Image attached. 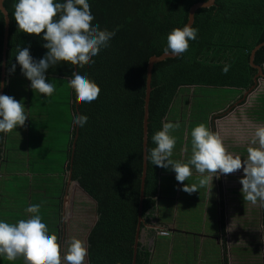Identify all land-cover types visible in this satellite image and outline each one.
<instances>
[{"label": "trees", "instance_id": "16d2710c", "mask_svg": "<svg viewBox=\"0 0 264 264\" xmlns=\"http://www.w3.org/2000/svg\"><path fill=\"white\" fill-rule=\"evenodd\" d=\"M203 1L206 0H89L94 21L102 29L115 30L108 47L92 58L94 63L77 66L100 87L98 97L90 103L77 100L75 90L67 87V80L75 71V66L67 62L46 70V82L50 79L55 85L53 94L46 99L25 80L30 106L29 110L25 108L28 117L17 129L33 122L35 128L44 129L47 115L60 113L59 107L68 105V114H64L68 117L69 136L61 180L72 170V180L78 181L96 201L97 220L87 237L89 264H133L143 171L148 62L150 57L165 53L167 34L173 28L183 27L191 6ZM15 3L16 0L4 1L10 18L5 82V94L10 96L11 78L23 75L18 64L14 72H8L16 63L17 45L28 47L37 60L47 51L36 34L18 29L12 16ZM5 23L0 15V82ZM192 27L198 29V34L189 41L188 50L153 67L148 150L154 147L151 137L161 128V120L174 122L181 114L186 116L176 107V117L173 107L183 89L231 88L241 97L255 84L259 70L251 65L250 56L254 47L264 42V0H215V5L196 11ZM254 63L264 70V46L256 52ZM225 64L229 65L227 73L221 71ZM251 109V116L264 123V95ZM73 114L87 115L86 124L73 125ZM10 135L0 133V165L8 160L10 149L6 143ZM160 176L161 167L147 161L142 228L155 217ZM150 258L151 252L139 244L136 264H150Z\"/></svg>", "mask_w": 264, "mask_h": 264}, {"label": "clouds", "instance_id": "9594fccd", "mask_svg": "<svg viewBox=\"0 0 264 264\" xmlns=\"http://www.w3.org/2000/svg\"><path fill=\"white\" fill-rule=\"evenodd\" d=\"M0 15L5 13L0 12ZM12 16L18 29L36 34L44 41L42 47L47 51L37 60L30 55L28 47L17 45L16 63L8 68V72H14L18 64L23 76L30 81L29 87L44 94L43 99L55 90L50 79L46 82V70L50 66L61 62L73 66H82L86 62L90 65L94 63L92 58L108 47L115 35V30L102 29L94 21L95 13L89 0H16ZM197 34L198 29L191 23L173 28L166 36L165 52L177 56L183 54L189 48V41L195 40ZM228 70V64L221 68L223 73ZM3 86L0 82V87ZM67 87L75 90L76 99L85 103L92 102L100 93L98 84L83 70L72 72ZM26 117L22 100L0 94V133L22 126ZM87 120L85 114H73L71 122L83 127ZM177 127L178 122L161 120V128L151 137L154 147L146 148L147 161L166 170L171 169L177 182L186 181L194 168L201 174L200 187L212 184L214 176L219 178L221 174L242 169L239 183L243 200L264 206V125L255 128L250 141L255 146L247 148V156L242 161L239 155L226 150L216 132L203 123L198 124L191 130L192 154L186 163L171 158L176 143L171 133ZM181 190L191 194L198 190V186L183 184ZM39 209L40 204L29 205L25 211L31 215L15 223L0 219V260L13 261L22 256L25 264H85L88 252L85 242L72 237L66 244L62 243L50 230Z\"/></svg>", "mask_w": 264, "mask_h": 264}, {"label": "crops", "instance_id": "0c3cea01", "mask_svg": "<svg viewBox=\"0 0 264 264\" xmlns=\"http://www.w3.org/2000/svg\"><path fill=\"white\" fill-rule=\"evenodd\" d=\"M243 94L244 92L242 98ZM177 108L183 112L181 108ZM177 108L174 106L176 117ZM217 134L221 137L226 150L233 155H239L243 161L247 156L246 143L250 140L244 134L229 136L218 131ZM185 157L183 153H176L174 145L171 158L178 160ZM3 163L0 165V219L5 209L6 198V193L1 187L7 178L14 174L11 170L3 168ZM28 174L32 175L30 171ZM200 175L192 170V175L185 182H177L171 169L161 167L155 217L142 228L138 243V246L141 244V247L151 252L150 264H174L172 257L176 248L179 257L175 264L187 262L189 260L187 253L191 245L194 246L196 254L200 252L201 258L205 255L204 264H264V206L259 202L251 204L243 200L239 183L243 176L242 169L221 174L219 178L214 176L212 184L203 187L195 180V177ZM63 176L57 187L58 195L53 196L57 202L49 204L45 201L46 189L42 185L38 191L42 202L38 204L45 208L46 218H49L46 222L55 229L52 231L66 244L65 240L71 238V231L75 227L72 224L77 223L74 218L75 195L80 191L94 203L95 208L96 204L79 187L78 181L68 182L69 174L65 173ZM183 184H196L198 190L189 194L181 190ZM183 216L193 217L194 229H189L182 221L178 222ZM150 225L156 228L152 229ZM162 230L170 234L162 235L160 234ZM247 254L253 256V261H247Z\"/></svg>", "mask_w": 264, "mask_h": 264}, {"label": "rangeland", "instance_id": "374dc122", "mask_svg": "<svg viewBox=\"0 0 264 264\" xmlns=\"http://www.w3.org/2000/svg\"><path fill=\"white\" fill-rule=\"evenodd\" d=\"M25 80L28 81L23 75L13 76L10 80L9 89L11 96L16 98L17 101L22 100L24 107L29 110L30 102L28 101L27 103L28 95L25 94L24 89ZM236 92V89L231 88L189 87L183 89L174 106L181 108L186 116L181 114L179 120L174 121V123H179V127L172 131L171 135L176 140V153H183L186 157L176 161L186 163L190 159L192 154L191 130L201 123L210 130H215L216 133L218 131L229 136L244 134L251 141L250 137H252L255 128L264 125V123L257 122L251 116V108L258 105L259 100L264 95V76L259 79L255 90L245 99L241 100L242 97H240V94L236 95ZM227 103L228 105H226ZM179 104L182 106H179ZM67 106L64 103L59 107L60 113L53 112L48 114L46 118H49V120L46 121L44 129L39 127L35 128L33 122L28 126L26 125L27 127H19L18 129L9 131L11 135L6 143L8 149H10L8 151V160L2 166L3 168L11 170L14 174L7 178L8 180L1 187L6 193V198L4 199L5 209L1 215L3 220L9 223H15L20 219H27L31 214L27 213L25 209L29 205L42 202L41 196L38 193L42 185L46 189L47 199L45 201L49 204L57 202L56 198L54 200V197L58 195L57 187L60 183L62 167L66 160L65 146L69 136L68 117L64 114L65 112L68 114L66 111ZM249 146L253 145L247 141L246 150ZM29 170L35 171V173L29 175ZM199 179L200 176L195 177L197 183ZM75 196L76 207L74 209V218L77 223L72 224V226H75V230L73 229L74 232L71 231V238L78 237L82 239L87 247L85 239L87 238L90 227L95 221L96 208L94 203L80 191ZM84 202L88 203L86 204ZM45 211V208L41 205L39 212L43 218ZM44 219L46 221L49 220V218H46V215ZM181 221L186 223L189 229H194L193 217L183 216L178 220V222ZM49 227L51 231H55L53 225H49ZM69 240L70 238H67L65 240L66 243ZM177 252L178 248L175 249L172 257L175 263L179 257ZM187 254H189V260L187 262L184 261L182 264L205 263V255L201 258L200 252L196 254L194 252V246L191 245L189 253ZM246 256L248 258L247 261H253V256L248 254ZM0 264H25V262L21 256L13 261H8L7 259L0 260ZM85 264H88L87 256L85 258Z\"/></svg>", "mask_w": 264, "mask_h": 264}, {"label": "water", "instance_id": "95a60500", "mask_svg": "<svg viewBox=\"0 0 264 264\" xmlns=\"http://www.w3.org/2000/svg\"><path fill=\"white\" fill-rule=\"evenodd\" d=\"M4 1L5 0H0V10L1 12H4V18H5V34H4V44H3V59H2V78L1 82H3L4 86L0 87V94H5V82L8 77L7 69H6V61H7V50H8V36H9V23H10V18L8 11L6 10L4 6ZM215 5V0H207L203 2H198L195 3L194 5L191 6L189 10V17H188V22L193 25L195 21V13L198 9L200 8H209L211 6ZM264 46V42L258 44L257 46L254 47V49L251 52L250 56V63L252 66L258 68V73L256 74L254 81L255 84L250 87L248 90L244 91L243 94V99H245L253 90H255L259 79L264 76L263 68L260 66L255 65L254 59H255V54L256 52ZM177 55H172L171 53H163L159 56H152L149 59L148 66H147V78H146V95H145V106H144V118H143V171H142V176H141V194H140V205H139V214H138V224H137V229H136V236H135V243H134V258H133V264H136V255H137V249H138V243L140 240V235H141V230H142V223H144V218L142 217V209H143V200H144V187H145V180H146V174H147V160L145 159V154H146V148H147V143H148V123H149V102H150V96H151V91H152V73H153V67L156 63L166 60L168 58H174ZM77 70V66H75V71ZM75 149V143L73 145V153ZM69 178L68 182H74L75 180H72V170L68 172ZM80 187V184L77 183ZM82 190H84L82 187H80ZM84 192L90 196L85 190ZM90 198H92L90 196ZM94 200V199H93ZM95 201V200H94ZM96 204V201H95ZM96 220H97V214H96ZM95 220V222H96ZM94 222V224H95ZM93 224V225H94ZM92 225V226H93ZM147 226V224L145 223ZM91 226V227H92ZM152 229H155L156 227L150 225ZM91 229V228H90ZM89 229V232H90ZM158 229V228H157ZM88 232V234H89ZM87 240V238H86ZM87 244V241H86ZM89 264V263H88Z\"/></svg>", "mask_w": 264, "mask_h": 264}, {"label": "built area", "instance_id": "2783aa9c", "mask_svg": "<svg viewBox=\"0 0 264 264\" xmlns=\"http://www.w3.org/2000/svg\"><path fill=\"white\" fill-rule=\"evenodd\" d=\"M160 234H162V235H169L170 232H168V231H166V230H162V231H160Z\"/></svg>", "mask_w": 264, "mask_h": 264}]
</instances>
